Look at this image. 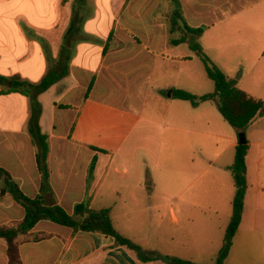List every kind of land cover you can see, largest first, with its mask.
<instances>
[{
  "label": "crops",
  "instance_id": "1",
  "mask_svg": "<svg viewBox=\"0 0 264 264\" xmlns=\"http://www.w3.org/2000/svg\"><path fill=\"white\" fill-rule=\"evenodd\" d=\"M178 1L185 23L204 29L200 36L174 16L175 0H0V75L35 84L53 78L35 105L0 84V166L26 195L41 194L69 214L81 203L111 208L115 228L147 251L214 264L224 238L196 241L188 211L201 206L188 193L190 184L168 180V173L195 174L193 136L209 137L223 115L215 100L194 106L172 91L214 92L194 42L237 83L264 78V24L248 16L264 17L256 7L264 0ZM32 114L49 143L44 187L29 132ZM261 203H253L246 223L244 200L225 264H264ZM147 206L158 214L141 219L146 226L136 237L130 208ZM24 216L10 195L0 200V226ZM229 222L219 226L224 236ZM19 243L23 264H162L140 261L110 235L50 221H40ZM0 264H8L1 239Z\"/></svg>",
  "mask_w": 264,
  "mask_h": 264
},
{
  "label": "trees",
  "instance_id": "2",
  "mask_svg": "<svg viewBox=\"0 0 264 264\" xmlns=\"http://www.w3.org/2000/svg\"><path fill=\"white\" fill-rule=\"evenodd\" d=\"M174 16L183 21L185 28L189 32L196 36H200L203 33V28H191L185 23L178 0H175ZM184 41L181 39L174 40L173 42L178 44ZM190 46L203 62L208 78L215 84V90L213 93L198 96L184 90L174 89L172 91L173 96L190 101L194 106H197L200 102L215 100L225 120L239 133L244 132L256 118L264 116L263 100L240 89L235 80L228 78L211 61L198 42L190 43ZM52 83L53 78H47L35 84L22 79L19 75L11 77L0 75V84L9 86L6 92H16L29 97L34 105L37 104L36 99L38 95L47 90ZM29 132L33 144L37 147V159L40 172L43 176L44 187L49 176L48 166L46 164L49 143L47 135L42 134L36 116L33 114L29 121ZM248 151L249 142L244 145L237 144L235 147L234 162L229 167L233 173L236 185V194L233 200V214L225 232L223 246L214 264H225V260L232 248L233 240L242 222L244 200L248 188L246 163ZM7 194L25 210V216L21 221L0 226V239L7 246L8 264H23L20 256L19 238L20 236L28 234L40 221L54 222L62 226L71 227L74 230L110 235L115 238L116 245L128 248L143 262L156 261L162 264H200L180 257L165 256L154 251L145 250L141 245L122 235L115 228L111 208L94 210L88 203H81L75 207L74 214H69L58 204L49 205L41 194L37 197H30L25 194L12 175L0 166V200Z\"/></svg>",
  "mask_w": 264,
  "mask_h": 264
},
{
  "label": "rangeland",
  "instance_id": "3",
  "mask_svg": "<svg viewBox=\"0 0 264 264\" xmlns=\"http://www.w3.org/2000/svg\"><path fill=\"white\" fill-rule=\"evenodd\" d=\"M256 7L263 9L264 3H260ZM248 16L252 19L253 24H264L263 16ZM205 81L209 92H213L215 90L214 82L209 80L207 75H205ZM236 84L240 88L248 90L252 96L264 101V78L247 76ZM210 133L209 137L193 136L194 175H185L182 169L179 171L173 169L168 173V180H175V183H184L185 181V183L190 184L188 193L193 194V199L201 206L191 208L188 211L189 216L193 218L189 226H192L195 239L199 243L203 242L204 236L214 239L219 234L220 238H224V230L221 231L219 226L230 221L236 194L235 180L228 166L234 162L235 147L233 143L238 144L239 132L222 116L220 124L212 126ZM244 133L249 142L247 155L248 188L245 199L247 206L246 223H249L254 217L253 203L259 199L262 203L258 209L257 217L260 222H264V161L262 164L258 162L261 157H264V116L256 118L245 129ZM208 165L210 167L204 174L196 175ZM179 166L181 167V165ZM130 211V216L135 222L130 227L136 237H139L141 228L146 226L141 219L154 217L158 214V209L150 206L130 208ZM161 213L164 216L169 215L168 209L165 208L161 209ZM180 226L186 227L182 222ZM179 232L181 233L182 230ZM259 248H262V245Z\"/></svg>",
  "mask_w": 264,
  "mask_h": 264
},
{
  "label": "water",
  "instance_id": "4",
  "mask_svg": "<svg viewBox=\"0 0 264 264\" xmlns=\"http://www.w3.org/2000/svg\"><path fill=\"white\" fill-rule=\"evenodd\" d=\"M247 143H248V140L246 138V134L244 132H240L239 133V142H238V144L244 145V144H247Z\"/></svg>",
  "mask_w": 264,
  "mask_h": 264
}]
</instances>
